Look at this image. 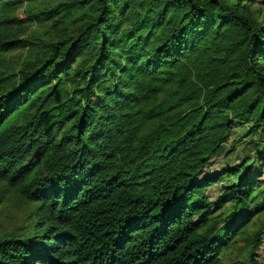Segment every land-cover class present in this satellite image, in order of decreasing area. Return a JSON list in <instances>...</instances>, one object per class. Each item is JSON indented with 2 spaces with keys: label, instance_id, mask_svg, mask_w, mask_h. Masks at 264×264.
<instances>
[{
  "label": "trees",
  "instance_id": "16d2710c",
  "mask_svg": "<svg viewBox=\"0 0 264 264\" xmlns=\"http://www.w3.org/2000/svg\"><path fill=\"white\" fill-rule=\"evenodd\" d=\"M257 2L0 0V201L22 214L0 233V264H225L239 242L259 250ZM239 125L252 157L207 172Z\"/></svg>",
  "mask_w": 264,
  "mask_h": 264
},
{
  "label": "rangeland",
  "instance_id": "374dc122",
  "mask_svg": "<svg viewBox=\"0 0 264 264\" xmlns=\"http://www.w3.org/2000/svg\"><path fill=\"white\" fill-rule=\"evenodd\" d=\"M236 1V0H228ZM256 10L263 9L264 5L262 0H258L257 4L254 5ZM248 128L247 126H237L235 134L231 137L227 144L226 154L218 159L211 161L207 172L215 173L221 172L222 170L247 161V156L252 157L249 142ZM236 144V148H232V145ZM256 171L263 170L264 162L261 164L257 163ZM232 180L228 178L224 179L222 183L208 192V195L213 199L220 193V188L223 185L229 184ZM2 184H0V191ZM21 213L16 208L15 203H5L0 201V233L14 231L19 224H21ZM257 250H253L251 246H248L244 242H239L236 247L232 248L225 258V264H252V255H256Z\"/></svg>",
  "mask_w": 264,
  "mask_h": 264
},
{
  "label": "built area",
  "instance_id": "2783aa9c",
  "mask_svg": "<svg viewBox=\"0 0 264 264\" xmlns=\"http://www.w3.org/2000/svg\"><path fill=\"white\" fill-rule=\"evenodd\" d=\"M257 260L260 264H264V242L263 244L260 246L259 250L257 251Z\"/></svg>",
  "mask_w": 264,
  "mask_h": 264
}]
</instances>
